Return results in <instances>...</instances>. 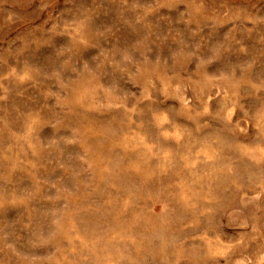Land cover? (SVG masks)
Here are the masks:
<instances>
[{
    "label": "rangeland",
    "instance_id": "374dc122",
    "mask_svg": "<svg viewBox=\"0 0 264 264\" xmlns=\"http://www.w3.org/2000/svg\"><path fill=\"white\" fill-rule=\"evenodd\" d=\"M0 264H264V0H0Z\"/></svg>",
    "mask_w": 264,
    "mask_h": 264
}]
</instances>
